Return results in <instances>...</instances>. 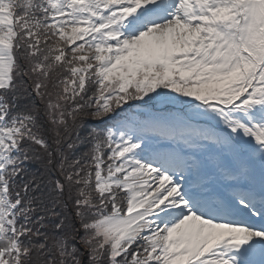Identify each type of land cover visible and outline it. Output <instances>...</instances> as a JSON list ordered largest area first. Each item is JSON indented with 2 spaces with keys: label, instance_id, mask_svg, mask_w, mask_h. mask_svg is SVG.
<instances>
[{
  "label": "snow or ice",
  "instance_id": "obj_1",
  "mask_svg": "<svg viewBox=\"0 0 264 264\" xmlns=\"http://www.w3.org/2000/svg\"><path fill=\"white\" fill-rule=\"evenodd\" d=\"M0 264H264V0H0Z\"/></svg>",
  "mask_w": 264,
  "mask_h": 264
}]
</instances>
